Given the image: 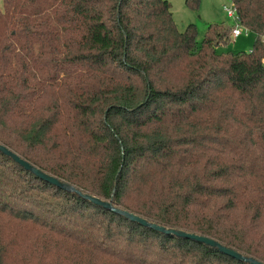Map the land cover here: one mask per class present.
Returning <instances> with one entry per match:
<instances>
[{"label": "trees", "instance_id": "1", "mask_svg": "<svg viewBox=\"0 0 264 264\" xmlns=\"http://www.w3.org/2000/svg\"><path fill=\"white\" fill-rule=\"evenodd\" d=\"M202 0H185L199 12ZM181 32L166 0H3L0 144L167 229L264 263V0ZM30 230L19 238L16 230ZM250 264L60 189L0 151V264ZM41 261L34 263L29 256Z\"/></svg>", "mask_w": 264, "mask_h": 264}, {"label": "rangeland", "instance_id": "2", "mask_svg": "<svg viewBox=\"0 0 264 264\" xmlns=\"http://www.w3.org/2000/svg\"><path fill=\"white\" fill-rule=\"evenodd\" d=\"M170 3L173 13L174 21L178 30L183 32L189 25H195L197 28V41L199 44L203 42L206 37L208 27L212 24H221L226 27H234L235 23L230 19L224 11L225 6H230L232 0H202L199 12L190 10L185 0H166ZM0 9H4L3 0H0ZM256 41V36L251 32H244L238 38L231 37V42L218 48L219 53H246L248 54ZM19 238L31 237L30 230L18 228L16 230ZM10 264H23L17 263L21 261L14 253L11 256ZM29 259L34 263H40V259L35 255L29 256Z\"/></svg>", "mask_w": 264, "mask_h": 264}, {"label": "water", "instance_id": "3", "mask_svg": "<svg viewBox=\"0 0 264 264\" xmlns=\"http://www.w3.org/2000/svg\"><path fill=\"white\" fill-rule=\"evenodd\" d=\"M0 151L4 155L13 159L17 164L22 166L25 170L32 172L34 175L39 177L41 180H44L45 182L50 183V184H52V185H54L60 189H63L65 191L76 193V194L84 197L85 199H87L88 201H90L96 205H99V206L104 207V208L109 209V210H113L114 212H116L120 215H123L124 217H126L127 219H129L133 222H137L143 226L149 227L155 231H158V232H161L164 234L176 235L178 237H183V238L195 240L199 243H203V244L208 245L210 247L216 248V249H218V251H220L221 253H223L229 257L235 258V259L240 260V261H244L246 263L264 264L263 262L255 259L253 257L244 256L241 253H239L238 251L231 249V248H228L225 245H223L222 243H220V242H218L215 239H212L210 237L201 236V235L194 234V233H188L185 231H177L174 229H167L164 226H161V225L156 224L154 222H150L147 219L140 217L134 213H131V212L126 211V210L121 209V208H117L113 205V203L111 201H105V200H102L96 196L85 194V193L79 191L74 186L69 185V184L47 174L46 172L42 171L41 169H38L37 167L30 164L28 161L21 158L18 154H16L12 150L8 149L7 147H5L1 144H0Z\"/></svg>", "mask_w": 264, "mask_h": 264}, {"label": "built area", "instance_id": "4", "mask_svg": "<svg viewBox=\"0 0 264 264\" xmlns=\"http://www.w3.org/2000/svg\"><path fill=\"white\" fill-rule=\"evenodd\" d=\"M224 11L227 14V16L230 19H232L235 23V26L232 30V37L233 38H238V37L242 36L244 34V32H250L247 28L243 27L240 24V19L238 17L237 9H236V6L233 4V2L230 6H225ZM262 40L264 43V36H263Z\"/></svg>", "mask_w": 264, "mask_h": 264}]
</instances>
